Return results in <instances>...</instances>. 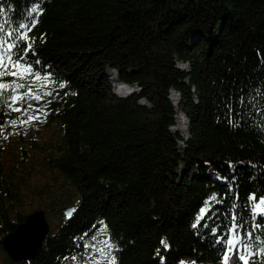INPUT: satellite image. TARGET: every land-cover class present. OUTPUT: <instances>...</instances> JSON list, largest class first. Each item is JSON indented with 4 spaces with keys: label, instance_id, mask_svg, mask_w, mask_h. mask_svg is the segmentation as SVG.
Listing matches in <instances>:
<instances>
[{
    "label": "trees",
    "instance_id": "16d2710c",
    "mask_svg": "<svg viewBox=\"0 0 264 264\" xmlns=\"http://www.w3.org/2000/svg\"><path fill=\"white\" fill-rule=\"evenodd\" d=\"M0 26L48 77L0 107V241L50 225L0 264H224L233 237L264 264V0H0Z\"/></svg>",
    "mask_w": 264,
    "mask_h": 264
},
{
    "label": "snow or ice",
    "instance_id": "6c2138e0",
    "mask_svg": "<svg viewBox=\"0 0 264 264\" xmlns=\"http://www.w3.org/2000/svg\"><path fill=\"white\" fill-rule=\"evenodd\" d=\"M20 28H30L29 25H19ZM3 33V28L0 26V35ZM8 37H13L14 33L9 32L7 33ZM17 39L26 40L28 39L27 34H23L21 36L16 37ZM6 45V47H4ZM15 47L14 43H8L7 41L0 42V48H3V51L0 52V107H2L4 104H7L8 108H10L12 111L20 112L24 111L25 109H22L20 107H17L19 103L24 101L25 99L31 98V99H40V96H33V84L35 81H39L41 79L47 80L48 77H41L38 73L33 72L32 65H25L21 62L20 58H17L15 60L12 59L11 52L13 48ZM28 48H31V45L27 46ZM11 77L10 82H5V78ZM28 77H33L32 84H26L25 81ZM24 90V91H21ZM50 95V93H49ZM31 104H28L27 107H31ZM33 116H28L27 120L31 121L33 120ZM27 121H21V123H26ZM13 124L16 123L15 120L12 121ZM212 199H215L213 197ZM253 200V210L257 215L264 216V198H261L259 201H256V197H251ZM208 211L207 206L205 208L201 209V215L197 218V223L202 220ZM235 219V218H233ZM207 225H205L206 227ZM193 227H196L194 224ZM215 231V229H213ZM232 232H236V229H231ZM250 235V234H249ZM242 241L240 239H237L233 237V239L227 240V246L229 251H231L233 248H235L237 245H239ZM247 244L244 245L245 251H247ZM239 259L243 261V264H249L248 259L245 255H240ZM228 256L227 254L224 257V264H227ZM113 264H115V261L113 260ZM183 264V262H182Z\"/></svg>",
    "mask_w": 264,
    "mask_h": 264
},
{
    "label": "water",
    "instance_id": "95a60500",
    "mask_svg": "<svg viewBox=\"0 0 264 264\" xmlns=\"http://www.w3.org/2000/svg\"><path fill=\"white\" fill-rule=\"evenodd\" d=\"M71 208L64 209L69 214ZM48 232V221L42 209L27 213L15 228L1 239V247L12 260H21L35 256L41 248L44 236Z\"/></svg>",
    "mask_w": 264,
    "mask_h": 264
},
{
    "label": "rangeland",
    "instance_id": "374dc122",
    "mask_svg": "<svg viewBox=\"0 0 264 264\" xmlns=\"http://www.w3.org/2000/svg\"><path fill=\"white\" fill-rule=\"evenodd\" d=\"M107 73L110 74L111 76H113L111 74L112 73L111 70H107ZM111 76H109L108 82L111 85V88L114 90V92H116L117 95L123 96L127 91L131 90L128 86L126 87V86H122L120 84H119L120 86H118L116 81L114 79H111L112 78ZM169 95H170V98L172 101L175 100L176 93L174 90H170ZM140 102H144V101L141 100ZM172 129H177L180 133L185 134V131H184L185 130V118L183 117V115L180 112H178L176 114V125L173 126ZM55 217H56V214L53 213L51 220H50L51 223H53ZM45 218H46V216H45ZM49 228H50V225L48 224V230H49ZM236 260H237V258H235V255H234L233 251L231 250L230 253L228 254L227 264H235Z\"/></svg>",
    "mask_w": 264,
    "mask_h": 264
}]
</instances>
